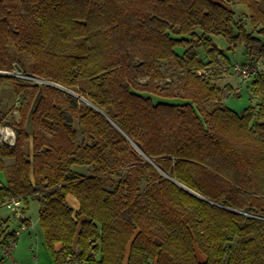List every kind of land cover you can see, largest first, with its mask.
Instances as JSON below:
<instances>
[{
    "label": "trees",
    "instance_id": "obj_1",
    "mask_svg": "<svg viewBox=\"0 0 264 264\" xmlns=\"http://www.w3.org/2000/svg\"><path fill=\"white\" fill-rule=\"evenodd\" d=\"M239 45L264 59V0H0V203L38 201L55 264H264V72L241 114L218 82Z\"/></svg>",
    "mask_w": 264,
    "mask_h": 264
},
{
    "label": "rangeland",
    "instance_id": "obj_2",
    "mask_svg": "<svg viewBox=\"0 0 264 264\" xmlns=\"http://www.w3.org/2000/svg\"><path fill=\"white\" fill-rule=\"evenodd\" d=\"M237 11H238L237 17L239 21L247 22L248 15L245 13V11L238 9ZM218 41L223 46L227 45L226 41L225 42H222L221 40ZM201 50L203 49L201 48ZM202 52H204V50ZM228 54L231 60L230 65H225V63L221 61L220 63V67H222L221 69L227 68V70L224 71V73H222V77L218 80V82L221 86L228 84L232 88L233 93L224 99V104L240 114L248 108L254 107L256 109L258 103H260L261 101V98L255 95L253 90V84L251 83V81H246L238 72H236L234 66L238 63L241 64L244 62L251 61L252 64L259 66L261 73H263L264 59L261 57L258 51L247 52L246 49L240 45L237 46L234 50L228 51ZM211 70L212 69H210L207 72H211ZM4 73L27 78L28 80L42 82L36 77L22 74L18 68H16L14 71L4 72ZM0 99L2 102V109L6 111L7 114L9 115H12L14 113L15 118L18 119L19 112H17V109L19 107V102L16 100V97L14 95L11 81H6L3 83L2 87L0 88ZM13 135L15 137H13ZM9 136L10 139L12 138V140L14 138L13 141L15 142L16 139L15 129L11 126H7L6 124L0 125V140L12 144L10 142V139L8 138ZM145 158L147 157L145 156ZM74 167H76L78 171L85 170V172H88V166L86 165H75ZM143 185L144 187L146 186V180H144ZM8 201L9 199L6 200L4 204L7 203ZM1 204L2 203H0L1 215L5 218L10 216L11 227L13 229L21 231V235L18 238V245L22 250V252L26 253L27 256L26 261L22 259L24 264H35L36 260L37 261L41 260L42 257L41 253L47 254L49 257H51L46 244H44L45 243L44 234L39 230L40 205L38 201L32 200L26 209L23 210L22 208V215L24 216L25 214L26 217L31 220L30 225L23 224L21 218L11 213L10 210L7 208L6 204L4 206H1ZM23 207H25V204H23ZM41 247L43 248V251ZM197 251L199 252V250ZM0 254H1V249H0ZM199 257L202 258L200 252H199Z\"/></svg>",
    "mask_w": 264,
    "mask_h": 264
},
{
    "label": "built area",
    "instance_id": "obj_3",
    "mask_svg": "<svg viewBox=\"0 0 264 264\" xmlns=\"http://www.w3.org/2000/svg\"><path fill=\"white\" fill-rule=\"evenodd\" d=\"M236 72H238L246 81H251L256 79V77L261 72L260 67L250 63L249 61L246 63H238L234 66ZM14 134V133H13ZM13 137H15L13 135ZM10 139V136L8 137ZM14 140V138H13ZM12 138L10 142L13 144L14 141ZM7 208L10 210L11 213L16 215L17 217H22V208H23V201L20 198H12L6 203ZM16 234H20V232H16ZM18 246V239L17 237L12 238L9 242L2 246V254L4 257H9L12 255L13 251Z\"/></svg>",
    "mask_w": 264,
    "mask_h": 264
},
{
    "label": "crops",
    "instance_id": "obj_4",
    "mask_svg": "<svg viewBox=\"0 0 264 264\" xmlns=\"http://www.w3.org/2000/svg\"><path fill=\"white\" fill-rule=\"evenodd\" d=\"M238 9H242V10H247L245 7H242V6H237ZM67 201L68 203L70 204V206L74 209V210H78L79 207H80V203L78 201V199L73 196V195H68L67 196ZM5 204L1 205V206H4ZM1 215V213H0ZM2 216V215H1ZM3 217V216H2ZM10 218V216H8ZM24 218H27L26 215L24 214ZM29 219V218H28ZM30 222L31 220L29 219L28 223L26 222L27 225H30ZM9 225H10V221H9ZM10 228L11 230L14 232L16 229H13L10 225ZM39 230L41 231V229L39 228ZM42 232V231H41ZM43 233V232H42ZM21 235V231H20V234L17 235V238H19ZM32 238V237H30ZM4 245L3 244H0V249H1V254H0V264H24V262L22 261V259L24 261L27 260V256H26V253H23L22 250L20 249L19 245L17 246V248L13 251L12 255L9 256V257H4L3 254H2V246ZM61 247V244L60 243H57L56 244V248H60ZM42 251H43V248L41 247ZM34 250V248H33ZM42 254V257H41V260H36V263L35 264H55L51 257H49L47 254H44V253H41Z\"/></svg>",
    "mask_w": 264,
    "mask_h": 264
}]
</instances>
